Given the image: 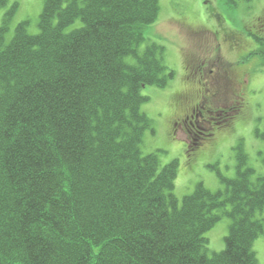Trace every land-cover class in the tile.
Returning <instances> with one entry per match:
<instances>
[{"label":"trees","instance_id":"16d2710c","mask_svg":"<svg viewBox=\"0 0 264 264\" xmlns=\"http://www.w3.org/2000/svg\"><path fill=\"white\" fill-rule=\"evenodd\" d=\"M15 6L0 27V264H260L264 175L241 146L224 189L200 182L181 202L177 161L142 151L141 91L174 76L156 44L139 50L159 0H45L39 33L24 21L6 41Z\"/></svg>","mask_w":264,"mask_h":264},{"label":"rangeland","instance_id":"374dc122","mask_svg":"<svg viewBox=\"0 0 264 264\" xmlns=\"http://www.w3.org/2000/svg\"><path fill=\"white\" fill-rule=\"evenodd\" d=\"M159 2L158 19L145 28V39L139 50L143 52L156 44L174 76L165 87L147 85L141 91L149 97L142 111L151 121L144 133L143 153L157 154L160 168L177 161L178 176L173 192L180 202L200 182L212 191L224 189L219 173L226 178L236 176V148L239 146L248 155L249 166L264 175V139L255 134L257 128L264 132V0ZM44 3L45 0H8L7 5L0 8V27L6 14L16 6L8 22L6 41L24 21L28 22L31 34L39 33ZM80 25L78 20L68 30ZM230 32L237 34L229 36ZM126 60L135 64L132 56ZM200 66L213 69L214 73L228 72L226 77L232 83L227 86L228 99L222 105L225 104L232 119L227 124L222 121L214 125L213 130L198 121L188 137L178 126L173 132L174 122L177 115L184 112L187 101L197 100L201 86L194 67ZM234 107L238 109L231 113ZM195 143H199V147H195ZM257 217L264 221V208ZM230 224L231 219L223 216L206 232L210 255L225 248ZM253 249L259 263L264 264V232L255 240Z\"/></svg>","mask_w":264,"mask_h":264},{"label":"flooded vegetation","instance_id":"af4514ba","mask_svg":"<svg viewBox=\"0 0 264 264\" xmlns=\"http://www.w3.org/2000/svg\"><path fill=\"white\" fill-rule=\"evenodd\" d=\"M236 34L230 32L229 36L235 37ZM195 67L194 73L198 76L197 83L201 86L197 91V100L186 102L184 112L177 115V121L174 122L175 127L173 130V132H176V127L178 126L188 137V134L192 133V128L198 121H202L211 130H213L214 125L219 124L218 119L226 109L225 104L222 105V102L228 99L226 89L232 83L226 77L228 72L218 70L217 73H214L213 69H208L206 66H200L197 69Z\"/></svg>","mask_w":264,"mask_h":264}]
</instances>
